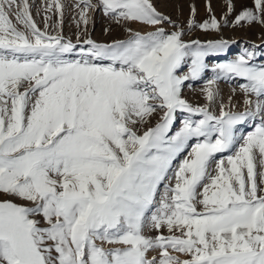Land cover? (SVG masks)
I'll use <instances>...</instances> for the list:
<instances>
[{"label": "snow or ice", "instance_id": "1", "mask_svg": "<svg viewBox=\"0 0 264 264\" xmlns=\"http://www.w3.org/2000/svg\"><path fill=\"white\" fill-rule=\"evenodd\" d=\"M68 7L75 41L62 0L43 28L0 0V264H264V48L208 63L224 28L264 27V0L199 23L193 5L187 30L153 0ZM96 11L126 37L92 39ZM197 28L221 38L184 39Z\"/></svg>", "mask_w": 264, "mask_h": 264}, {"label": "rangeland", "instance_id": "2", "mask_svg": "<svg viewBox=\"0 0 264 264\" xmlns=\"http://www.w3.org/2000/svg\"><path fill=\"white\" fill-rule=\"evenodd\" d=\"M66 5L64 21H63V31L66 37H72L75 41V33L77 31L73 16L75 15V10L68 7L73 3V0H62ZM95 2V0H94ZM30 3L35 5V8L41 9V15L35 16L39 26L43 28V7L45 0H30ZM154 5L157 10L163 14L171 17L172 20L176 21L185 26L187 30V21L191 15V6H195L196 14L195 20L197 23L203 22L209 18V13L207 11L206 5L210 3L212 14L216 16L219 20L221 16L226 12V0H153ZM236 6V12L233 13L230 19L234 18L236 13L241 10V4L246 3L249 7L252 5V0H234ZM35 8L33 9L35 13ZM92 20L89 23V32L91 33V38L98 42H111L114 39H124L126 33L122 28L113 23L109 18L105 17L101 11H96L90 14ZM57 19V17H53ZM135 27V26H134ZM109 29L108 33H105V29ZM222 37L230 41H234L230 47V50L227 52L226 56H220L212 58L208 63L214 64L217 62H226L228 60L235 59L239 55L243 48L250 45H260L264 48V27H261L259 24H254L252 27H227L223 29ZM221 35L215 32H203L200 29H194L188 32V35L184 37L185 40L198 39L202 42L210 39H219ZM257 63H264V56H257ZM187 69L185 68V71ZM213 73L208 70L205 73V79L200 81L191 82L192 87H185L184 95L185 97L194 104H202L203 97L201 94V89L204 87L207 78H211ZM243 82V81H241ZM218 87L222 92V95L225 100L231 94L232 88L236 87L234 82H224L221 81L218 83ZM240 93L237 90V95L234 97L235 100L240 99ZM251 130L246 127L245 131Z\"/></svg>", "mask_w": 264, "mask_h": 264}]
</instances>
